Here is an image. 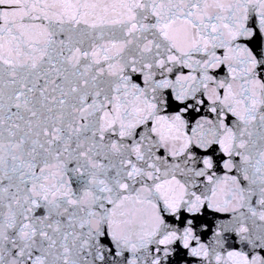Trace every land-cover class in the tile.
I'll use <instances>...</instances> for the list:
<instances>
[{
	"label": "snow or ice",
	"instance_id": "snow-or-ice-1",
	"mask_svg": "<svg viewBox=\"0 0 264 264\" xmlns=\"http://www.w3.org/2000/svg\"><path fill=\"white\" fill-rule=\"evenodd\" d=\"M0 264H264V0H0Z\"/></svg>",
	"mask_w": 264,
	"mask_h": 264
}]
</instances>
